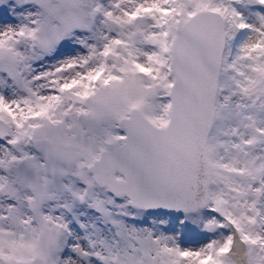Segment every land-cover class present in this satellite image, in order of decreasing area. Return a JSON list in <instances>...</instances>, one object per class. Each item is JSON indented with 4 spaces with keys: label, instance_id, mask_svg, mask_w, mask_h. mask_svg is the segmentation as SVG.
<instances>
[{
    "label": "snow or ice",
    "instance_id": "6c2138e0",
    "mask_svg": "<svg viewBox=\"0 0 264 264\" xmlns=\"http://www.w3.org/2000/svg\"><path fill=\"white\" fill-rule=\"evenodd\" d=\"M0 264H264V0H0Z\"/></svg>",
    "mask_w": 264,
    "mask_h": 264
}]
</instances>
